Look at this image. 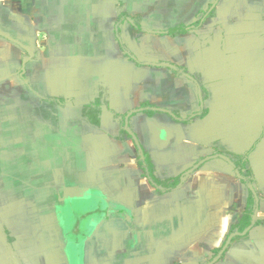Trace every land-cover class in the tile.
Instances as JSON below:
<instances>
[{
    "label": "crops",
    "instance_id": "obj_1",
    "mask_svg": "<svg viewBox=\"0 0 264 264\" xmlns=\"http://www.w3.org/2000/svg\"><path fill=\"white\" fill-rule=\"evenodd\" d=\"M168 1L0 0V264H264V80L230 93L200 40L260 42L264 0ZM186 37L193 79L149 64Z\"/></svg>",
    "mask_w": 264,
    "mask_h": 264
},
{
    "label": "rangeland",
    "instance_id": "obj_2",
    "mask_svg": "<svg viewBox=\"0 0 264 264\" xmlns=\"http://www.w3.org/2000/svg\"><path fill=\"white\" fill-rule=\"evenodd\" d=\"M233 1H235V4L238 2L248 3V0H244V1L233 0ZM168 2L179 3V2H185V0H169ZM228 3H230V1ZM252 8L253 9H251L250 12L255 15L257 21H260L262 17L264 18V11H261L253 6ZM221 16L223 17L217 18L218 22L226 23L228 18L229 22H235V26L229 27V30L226 29L218 30V33H216L218 34V36L213 37V39L210 40L206 38L205 35L202 38L200 37L201 49H203L205 52L204 55L206 57V60L210 63L211 67L214 68L213 69L214 78L218 79L219 81L233 80V82L235 83L232 85V87H229L227 89L230 93H233L234 95L238 96L242 93V88H239L238 84L242 85L243 83H246V81H248V78L264 80V38H262L260 42L256 41V43H253L251 39L253 38L255 39V36H252V34L255 32H252L251 29H250L251 31L247 30L246 26H243V22H247L246 17L240 16L239 14L238 17L233 15L232 18L229 16L226 18V16H224L223 13L221 14ZM211 27L214 28L215 26L212 25ZM221 27H223V25ZM194 34L195 33H192L191 36H194ZM187 38L188 37L184 39L177 38L173 41H170L171 43H169L168 45L162 41H160L159 43L154 42L153 50L155 51V53H159L162 50L169 48L170 49L169 53L172 55L173 58L169 59V62H171L170 64V63H166V61H163L162 59L153 57L148 59V61L150 62L149 64L153 65L154 67L163 65V67L167 66L173 68L172 64H179L183 66L184 63H187L191 74L190 75L191 79H193L195 76L193 75L194 74L193 65L196 66L200 65V60L195 59V55L200 50L197 47L195 49L194 44L196 41L193 37H189V40ZM160 40H162V38ZM180 49L187 50V52L185 51L183 52L188 59H182L181 57L178 56L180 54ZM196 50L197 53H195ZM188 51L190 52L188 53ZM249 59L251 64L247 65ZM206 60H204V62ZM256 68H261V69H257L260 70L257 71ZM197 79H199L200 83L203 86L205 85L204 79L201 76H199V74L197 75ZM200 83H199L200 86L199 90L203 89ZM207 95L208 93L206 92V96ZM203 113L204 112H202L201 114Z\"/></svg>",
    "mask_w": 264,
    "mask_h": 264
},
{
    "label": "trees",
    "instance_id": "obj_3",
    "mask_svg": "<svg viewBox=\"0 0 264 264\" xmlns=\"http://www.w3.org/2000/svg\"><path fill=\"white\" fill-rule=\"evenodd\" d=\"M123 22H124V16L121 14L119 15V18L117 19V22L115 23V35L117 36V38H119L120 25L123 24ZM197 25L198 24H195V26ZM147 114H151V112L148 111ZM244 167H245V164L243 163L237 164L238 171H240ZM140 168L143 171V175L148 180L149 184H151L152 186H159L160 183L153 176L152 165L147 156H144L143 160L140 162ZM240 175L243 178L242 183L246 185H249L251 183L250 180L244 179L245 176L243 174L240 173ZM166 183L169 185L167 191H171L172 189L178 186L179 179L177 178V179L169 180ZM163 191H166V190H163Z\"/></svg>",
    "mask_w": 264,
    "mask_h": 264
},
{
    "label": "water",
    "instance_id": "obj_4",
    "mask_svg": "<svg viewBox=\"0 0 264 264\" xmlns=\"http://www.w3.org/2000/svg\"><path fill=\"white\" fill-rule=\"evenodd\" d=\"M227 160V162L229 163V164H231V162L228 160V159H226ZM232 165V164H231Z\"/></svg>",
    "mask_w": 264,
    "mask_h": 264
}]
</instances>
